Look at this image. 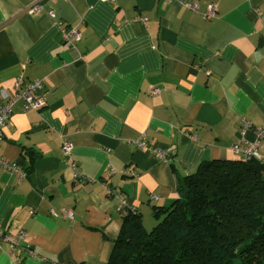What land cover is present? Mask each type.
Here are the masks:
<instances>
[{"label":"crops","instance_id":"0c3cea01","mask_svg":"<svg viewBox=\"0 0 264 264\" xmlns=\"http://www.w3.org/2000/svg\"><path fill=\"white\" fill-rule=\"evenodd\" d=\"M21 73L45 105L17 104L2 131L18 172L0 166V230L24 237L12 256L0 244V264H107L124 215L150 230L178 179L241 159L233 148L256 140L242 120L264 127V0H0V92ZM257 154L264 165L262 140Z\"/></svg>","mask_w":264,"mask_h":264},{"label":"trees","instance_id":"16d2710c","mask_svg":"<svg viewBox=\"0 0 264 264\" xmlns=\"http://www.w3.org/2000/svg\"><path fill=\"white\" fill-rule=\"evenodd\" d=\"M152 216H123L107 264H264V165L202 161Z\"/></svg>","mask_w":264,"mask_h":264},{"label":"built area","instance_id":"2783aa9c","mask_svg":"<svg viewBox=\"0 0 264 264\" xmlns=\"http://www.w3.org/2000/svg\"><path fill=\"white\" fill-rule=\"evenodd\" d=\"M49 2H54L56 0H48ZM109 1V0H105ZM183 6L190 10H197V6L193 3L183 2ZM41 10L40 6L34 5L33 7L28 9V13L37 14ZM50 15H53L52 11L49 12ZM216 11L213 6H207L204 12L205 19H211L215 16ZM62 39L68 45L72 46L74 42L79 39L80 31L77 28H71L69 30H61ZM152 95H156L158 93L157 89H152L150 92ZM44 85L39 80L28 81L24 77L23 73L19 74L14 83H13V94L9 96L5 91L0 92V141L2 139V131L3 128L8 121L10 115L14 107L17 104L21 105V109L23 111H34L37 112L41 110L45 105L44 100ZM240 128L242 133L246 130H253L256 140L253 143L246 144L242 149L238 147H234L233 151L241 155L242 160H256L259 161L260 158L257 154V149L259 148V141H264V127L263 128H253L251 124L242 120L240 122ZM139 149H147V144L145 143L144 136H141L138 140L132 142ZM62 153L66 156L70 155L71 146L67 142L62 143ZM154 154L156 160L162 163H169L171 158L170 155L162 149H154ZM0 166L3 169L8 171L18 172V170L9 165L5 160L0 158ZM73 167V165H72ZM63 217L72 218V215L68 211H62ZM24 237V232L19 231L15 235H9L0 230V244H6L9 248V253L12 256L15 248L18 247L20 242ZM13 264H18L17 262Z\"/></svg>","mask_w":264,"mask_h":264}]
</instances>
